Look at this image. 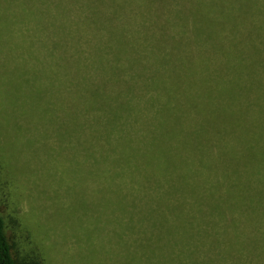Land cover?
Segmentation results:
<instances>
[{"label":"trees","instance_id":"16d2710c","mask_svg":"<svg viewBox=\"0 0 264 264\" xmlns=\"http://www.w3.org/2000/svg\"><path fill=\"white\" fill-rule=\"evenodd\" d=\"M63 1L53 41L128 200V263L264 264V0ZM0 264H44L1 202Z\"/></svg>","mask_w":264,"mask_h":264},{"label":"rangeland","instance_id":"374dc122","mask_svg":"<svg viewBox=\"0 0 264 264\" xmlns=\"http://www.w3.org/2000/svg\"><path fill=\"white\" fill-rule=\"evenodd\" d=\"M65 1L80 11L78 0ZM63 8V0H0L1 211L25 261L129 264L127 211L116 210L128 200L105 184L98 126L84 124L64 44L53 41Z\"/></svg>","mask_w":264,"mask_h":264}]
</instances>
